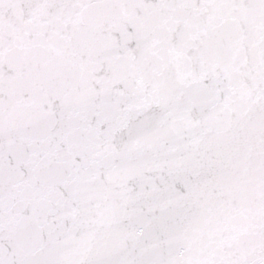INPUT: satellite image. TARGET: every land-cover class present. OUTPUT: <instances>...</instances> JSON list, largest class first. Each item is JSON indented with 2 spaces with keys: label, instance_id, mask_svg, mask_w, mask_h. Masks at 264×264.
Here are the masks:
<instances>
[{
  "label": "snow or ice",
  "instance_id": "snow-or-ice-1",
  "mask_svg": "<svg viewBox=\"0 0 264 264\" xmlns=\"http://www.w3.org/2000/svg\"><path fill=\"white\" fill-rule=\"evenodd\" d=\"M0 264H264V0H0Z\"/></svg>",
  "mask_w": 264,
  "mask_h": 264
}]
</instances>
